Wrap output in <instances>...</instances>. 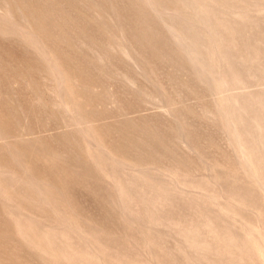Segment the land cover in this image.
<instances>
[{
    "label": "rangeland",
    "instance_id": "rangeland-1",
    "mask_svg": "<svg viewBox=\"0 0 264 264\" xmlns=\"http://www.w3.org/2000/svg\"><path fill=\"white\" fill-rule=\"evenodd\" d=\"M0 264H264V0H0Z\"/></svg>",
    "mask_w": 264,
    "mask_h": 264
}]
</instances>
